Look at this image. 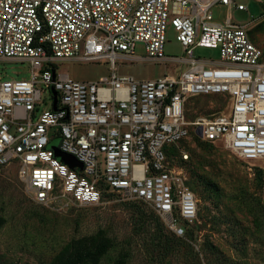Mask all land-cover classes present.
Segmentation results:
<instances>
[{"label": "built area", "instance_id": "1", "mask_svg": "<svg viewBox=\"0 0 264 264\" xmlns=\"http://www.w3.org/2000/svg\"><path fill=\"white\" fill-rule=\"evenodd\" d=\"M217 5L247 11L239 0H0V59L32 66L30 79H0V167L16 163L40 205L95 206L114 194L149 205L185 238L199 200L166 148L198 136L258 164L264 204V54L247 25L214 18ZM169 26L181 58L165 55ZM138 44L145 60L186 69L150 81L118 76L117 60H137ZM198 48L219 50L221 61L196 58ZM66 61H109L112 74L78 82L58 73ZM197 96L230 100L228 113L188 120ZM55 141L82 167L66 165Z\"/></svg>", "mask_w": 264, "mask_h": 264}, {"label": "rangeland", "instance_id": "2", "mask_svg": "<svg viewBox=\"0 0 264 264\" xmlns=\"http://www.w3.org/2000/svg\"><path fill=\"white\" fill-rule=\"evenodd\" d=\"M239 3L247 11L217 5L214 18L224 22L231 17L234 24L247 25L252 42L264 54V0ZM177 35L169 26L168 58L184 56ZM146 57L144 45L138 44L137 60H117V75L150 81L186 69L173 61L154 62ZM195 57L221 61L219 50L213 49L198 48ZM56 68L78 82H97L112 74L109 61H66L57 63ZM31 74L29 62L0 59V79H30ZM47 104L44 109L51 108ZM230 104L219 96L190 97L187 119L228 113ZM198 139L193 136L166 148L170 162L185 169L188 185L199 200L198 220L191 226L195 235L185 239L175 238L157 225L158 216L149 205L126 202L114 194L95 206L40 205L19 180L16 163L0 167V216L5 219L0 229V264H56L74 243L95 236L111 243L99 264H264V205L258 164L242 160L222 143ZM183 151L190 155L187 163L180 159ZM58 157L67 161L66 165L74 163L69 156Z\"/></svg>", "mask_w": 264, "mask_h": 264}, {"label": "trees", "instance_id": "3", "mask_svg": "<svg viewBox=\"0 0 264 264\" xmlns=\"http://www.w3.org/2000/svg\"><path fill=\"white\" fill-rule=\"evenodd\" d=\"M199 142H203V141L199 140ZM261 179H262V175H261ZM260 191H261V181H260ZM4 224H5V219L0 216V229L3 227ZM156 224L159 226L161 225L164 229H166L159 217H157ZM163 231L164 230L160 232ZM189 235L194 237L195 233L192 231L191 226H186L185 238H187ZM174 237L178 238L176 236ZM185 238H179V239H185ZM109 248H111L110 241L108 239H102L101 236L85 238L70 246L68 250H66L65 256L59 259L58 261H56V264H99L100 258L106 254Z\"/></svg>", "mask_w": 264, "mask_h": 264}, {"label": "water", "instance_id": "4", "mask_svg": "<svg viewBox=\"0 0 264 264\" xmlns=\"http://www.w3.org/2000/svg\"><path fill=\"white\" fill-rule=\"evenodd\" d=\"M54 95H55L54 109L56 110V109H57V93H54ZM198 135L201 136V132H198ZM51 146H53L52 148L57 152V155H58V156H59V155H65V156H69V157H71V158L74 159V163L71 162L70 164H68L71 168L82 167V165L76 160L75 157H73V156H71V155H67V154L61 153V152L59 151V149H58V141L53 142ZM54 146H55V147H54ZM66 162H67V161H66ZM66 162H64V163H66ZM66 164H67V163H66Z\"/></svg>", "mask_w": 264, "mask_h": 264}]
</instances>
